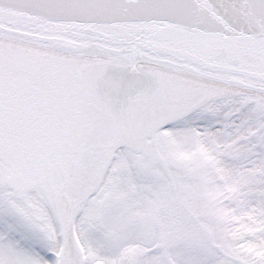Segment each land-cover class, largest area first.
I'll list each match as a JSON object with an SVG mask.
<instances>
[{
    "label": "snow or ice",
    "instance_id": "obj_1",
    "mask_svg": "<svg viewBox=\"0 0 264 264\" xmlns=\"http://www.w3.org/2000/svg\"><path fill=\"white\" fill-rule=\"evenodd\" d=\"M0 264H264V0H0Z\"/></svg>",
    "mask_w": 264,
    "mask_h": 264
}]
</instances>
